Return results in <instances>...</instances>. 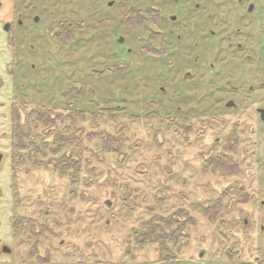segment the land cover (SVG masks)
<instances>
[{"label": "rangeland", "instance_id": "1", "mask_svg": "<svg viewBox=\"0 0 264 264\" xmlns=\"http://www.w3.org/2000/svg\"><path fill=\"white\" fill-rule=\"evenodd\" d=\"M92 11L91 7V18L94 16ZM55 21L56 17L49 18L48 24L53 25ZM85 29L74 30L73 40L67 46L51 44L45 55L27 62V66L35 71L30 81L38 78L42 91L27 93L22 98L25 102H17L27 106L22 123L27 125L28 112L39 106V103L54 107L59 113H67L70 108L97 111L98 105L89 95L80 97L72 104L62 100L61 93L65 85L71 81H80L94 90L97 103L115 100L126 108L116 118H108L106 121L101 119L100 127L114 133L119 125L122 126L121 135L127 136L124 149L127 158L119 160L118 155L104 154V161L101 162L92 156L94 148L99 146L98 141L88 142L83 139L78 151L82 150L84 159H90L88 168L95 169L93 173L85 170L81 183L76 187L71 186L68 179L60 177L52 167L34 168L29 161L21 163L14 171L11 142L13 123L9 111L0 108V264H37L35 258H29L31 246L36 242L35 238L28 239L29 235H33L32 231L18 236L13 233L12 218L15 211L51 228V231H45L39 238L38 250L42 256L50 251V264H157L159 257L155 246L133 249L125 242L131 230L156 214L171 215L178 205L219 198L228 187H246V191L254 195L250 203L259 213H264V207L260 208V203L264 202V176L258 172L252 181L245 176V167L252 165L251 152L245 153L247 157L244 162L240 152L243 144H239L236 157L241 165V173L237 176H220L216 173L203 175L201 154L208 155L209 149L213 147L221 152L228 140L223 135L225 128L215 127L210 130L211 127H205L209 133L194 143L196 148L185 146L173 128L168 126L167 115L144 114L143 106L148 107L147 101L154 102L147 100L146 91L149 88L157 89L158 83L152 82L147 88L149 72L146 65L139 69L138 65L142 63L130 59L131 55H125L122 51L123 56L132 64L130 72H123L115 78L112 75L101 78L92 75L91 66L101 64L99 55H103L106 48L112 51L118 50L119 46L111 33L98 38V28L90 24ZM103 39H108L111 44L107 46ZM128 46L135 51L134 44ZM159 65L153 63L151 71H157ZM30 94H33V99L29 97ZM0 98L1 101H7L5 93L2 96L0 93ZM197 119L200 121L203 118ZM65 124H58V130H62ZM77 128L89 131L93 128L92 121L78 122ZM44 130L42 126L38 130L34 129L33 138H37ZM157 131L156 139L162 145L154 140ZM258 133L264 135V128L261 127ZM216 135L221 140L218 144L213 141ZM262 144L261 149H264V139ZM74 150L77 148L74 147ZM260 153V160L264 162V153ZM89 178L93 180L90 185L87 184ZM15 184L21 199V206L17 209L14 207ZM73 189L76 191L75 198L71 196ZM160 190V195L166 198L164 203L156 202V194L159 196ZM121 196L131 198L128 206L124 205L126 202ZM191 214L198 218V225L189 229L191 238L185 239L188 245L181 247L183 252L177 251L176 259L170 264H238L245 260L255 263L253 253L247 254L244 251L245 235L241 233L244 228L241 222L238 223L245 216V204L236 202L231 207L227 206L223 217L215 223L197 212ZM247 241L246 247H250V252L259 247L257 255L261 259L257 264H264V234L257 240L251 238ZM5 246L10 252L3 251ZM217 247L219 250L215 252ZM229 247L236 248L232 260L228 259L226 253Z\"/></svg>", "mask_w": 264, "mask_h": 264}, {"label": "flooded vegetation", "instance_id": "2", "mask_svg": "<svg viewBox=\"0 0 264 264\" xmlns=\"http://www.w3.org/2000/svg\"><path fill=\"white\" fill-rule=\"evenodd\" d=\"M53 17L56 21L48 24ZM90 24L98 28V38L111 33L119 46L99 55L102 65L91 66L94 77L115 78L130 72L132 64L122 51L130 54V59L142 63L139 69L147 66V88L158 82L157 89H147V100L154 102L146 104L157 106V116L167 115L168 126L185 146L196 148L194 143L209 133L205 127H224L223 135L228 138L235 132L243 144L244 162L245 153L251 152L252 165L245 167V176L251 181L258 172L264 176L259 156L260 151L264 153V135L258 133L264 128V0H0V93L7 95V101L0 100V108L11 117L22 106L17 102L23 95L40 93L41 81H30L35 71L27 62L45 55L51 44L67 46L74 30H86ZM127 44H134L135 51ZM153 63L161 64L157 71H151ZM120 106L115 102V107ZM213 141L221 140L216 135ZM209 151L215 152L216 147ZM253 197L243 203L245 216L238 223L244 228V251L253 253L255 263L238 264H257L261 259L259 247L252 252L246 247L247 239L257 240L264 234V213L250 203ZM125 242L129 244L127 238ZM235 249L229 247L226 253Z\"/></svg>", "mask_w": 264, "mask_h": 264}, {"label": "trees", "instance_id": "3", "mask_svg": "<svg viewBox=\"0 0 264 264\" xmlns=\"http://www.w3.org/2000/svg\"><path fill=\"white\" fill-rule=\"evenodd\" d=\"M84 95L93 97V101L98 105L97 111L70 108L67 113H59L56 108L41 105L28 112L27 121L29 122L24 126L22 120L26 116H23V113H26L27 106L22 104L20 109H16L11 116L13 123L11 142L13 145L14 171L17 170L21 163L29 161L34 168L52 167L58 172L60 177L68 179L71 186L76 187L81 183L82 175L86 173L85 170L93 173L95 169V167L88 168L90 159H84L82 150L78 151V148L81 149L83 139L88 142L92 140L98 141L99 146L96 149L94 148L92 156L101 162L104 161V154L118 155L119 160L127 158L126 153H124L127 136L121 135L122 126L119 125L114 133L100 127L101 119L106 121L108 118H116L118 113H123L126 108L123 106L115 107V102L113 103L112 101H106L102 104L97 103L94 90L89 89L86 84L80 81L68 82L61 93V98L65 103L72 104ZM147 106L144 111L146 116L157 113L155 106H152V104ZM86 120L92 121V129L86 131L84 128H77L78 122ZM58 124H65L60 131L58 130ZM41 126L45 128V132H40L37 138H33L32 131L34 129L38 130ZM157 134L158 131L154 140L156 143L161 144L156 139ZM36 139H39V141ZM227 139L223 151L219 152L216 150L209 153L208 157L202 159L201 171L203 175L216 173L220 176H237L241 173L240 162L235 155H232L238 150V137L233 132ZM68 147H71L70 150L64 152ZM74 147L77 150H74ZM57 154L61 155L57 156ZM100 154H102V157ZM92 183V178H89L87 184L90 185ZM13 189L14 207L17 209L21 206V199L16 184ZM75 189L71 192L72 198L76 197ZM130 193L131 191L128 190V194ZM161 193L162 191L160 190L159 196L156 194L157 203H164L166 199L164 195H160ZM232 197H236V199ZM248 198H250V193L245 188L228 187L223 190L219 198L209 199L204 202H190L185 204V206L178 205L169 216L156 214L143 220L138 227L131 230L127 237L128 242L139 249H145L149 245L155 246L160 261L158 264H164L165 261L175 258L177 251L183 252L182 248L188 245L189 242L185 239L190 238L189 229L196 227L199 222L198 218L191 214L192 212H197V214L207 218L211 223H215L223 217L222 214L227 206L231 207L236 202L245 203ZM121 199L126 202L125 206H128V201L131 200V198L126 196H121ZM12 219L15 236L20 233L25 234V232L31 230L33 235H29L28 239H36V242L31 246L29 258H35L37 264H50V251H47L46 256H42L38 250L40 247L39 238L45 231H51V228L47 224H40L34 218L19 215L16 211ZM37 229H39V232H36ZM234 251L228 254L230 258H233L234 254H236ZM98 264L110 263L99 262Z\"/></svg>", "mask_w": 264, "mask_h": 264}, {"label": "water", "instance_id": "4", "mask_svg": "<svg viewBox=\"0 0 264 264\" xmlns=\"http://www.w3.org/2000/svg\"><path fill=\"white\" fill-rule=\"evenodd\" d=\"M0 160H1V155H0ZM107 203H108L109 206L111 205V202H110L109 200L107 201ZM3 251H4V252H10V249H9L7 246H5V247L3 248Z\"/></svg>", "mask_w": 264, "mask_h": 264}]
</instances>
